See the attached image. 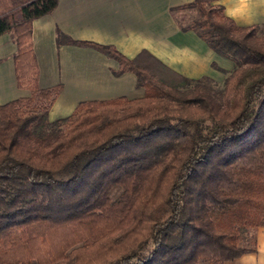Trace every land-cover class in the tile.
<instances>
[{
  "label": "trees",
  "instance_id": "1",
  "mask_svg": "<svg viewBox=\"0 0 264 264\" xmlns=\"http://www.w3.org/2000/svg\"><path fill=\"white\" fill-rule=\"evenodd\" d=\"M58 0H0L17 87L0 104V264H224L264 225V23L238 25L216 0L170 9L233 62L221 82L184 76L143 49L73 40L131 72L142 97L77 103L50 120L62 84L41 88L32 22ZM250 238V246L242 245Z\"/></svg>",
  "mask_w": 264,
  "mask_h": 264
},
{
  "label": "crops",
  "instance_id": "2",
  "mask_svg": "<svg viewBox=\"0 0 264 264\" xmlns=\"http://www.w3.org/2000/svg\"><path fill=\"white\" fill-rule=\"evenodd\" d=\"M193 0H58L48 14L33 20L48 24L41 32L32 22V44L39 76L38 85L47 88L62 84L48 117H66L80 101L104 100L126 96L142 97L131 72L114 75L118 63L101 52L73 44L56 43L59 30L73 40L114 45L127 57L145 49L174 71L189 78L203 75L221 82L222 71L216 63L230 70L233 62L216 54L191 30L181 31L170 9ZM218 4V0L215 1ZM264 23V9H259L251 22ZM16 43L10 33L0 35V104L28 97L30 92L17 87L13 55ZM256 250L246 252L224 264H264V225L254 229Z\"/></svg>",
  "mask_w": 264,
  "mask_h": 264
},
{
  "label": "clouds",
  "instance_id": "3",
  "mask_svg": "<svg viewBox=\"0 0 264 264\" xmlns=\"http://www.w3.org/2000/svg\"><path fill=\"white\" fill-rule=\"evenodd\" d=\"M218 6L224 8V14L233 21L251 22L259 9H264V0H218ZM34 27L41 32H47L48 24L39 20L33 22Z\"/></svg>",
  "mask_w": 264,
  "mask_h": 264
},
{
  "label": "rangeland",
  "instance_id": "4",
  "mask_svg": "<svg viewBox=\"0 0 264 264\" xmlns=\"http://www.w3.org/2000/svg\"><path fill=\"white\" fill-rule=\"evenodd\" d=\"M262 36L264 35V30H263V32H262V34H261ZM254 229L253 228H250V230H249V236H252L253 234H254ZM250 244H251V242H250V238L249 237H246V238H243V240H242V245H245V246H250Z\"/></svg>",
  "mask_w": 264,
  "mask_h": 264
}]
</instances>
